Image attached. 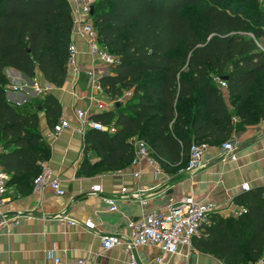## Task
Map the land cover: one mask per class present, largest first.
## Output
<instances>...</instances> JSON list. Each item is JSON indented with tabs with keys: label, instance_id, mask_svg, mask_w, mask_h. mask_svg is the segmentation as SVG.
Wrapping results in <instances>:
<instances>
[{
	"label": "trees",
	"instance_id": "16d2710c",
	"mask_svg": "<svg viewBox=\"0 0 264 264\" xmlns=\"http://www.w3.org/2000/svg\"><path fill=\"white\" fill-rule=\"evenodd\" d=\"M252 1L98 0L93 22L99 40L119 59L100 84L112 99L129 90L133 95L116 107L117 116L91 117L116 131L87 133V146L100 160L86 159L81 171L132 163L136 139L150 145L160 166L189 163L193 142L223 143L235 129L264 121V51L257 43L264 39V0L257 11L247 7ZM187 9L199 12L202 29ZM71 30L67 0H0L1 162L11 181L33 183L47 160L50 144L38 130L37 106L46 109L52 128L62 106L50 93L31 110L11 104L5 69L31 79L40 70L48 83L63 86ZM234 202L246 211L226 218L212 212L194 247L224 264H255L264 255V186L243 191Z\"/></svg>",
	"mask_w": 264,
	"mask_h": 264
},
{
	"label": "crops",
	"instance_id": "0c3cea01",
	"mask_svg": "<svg viewBox=\"0 0 264 264\" xmlns=\"http://www.w3.org/2000/svg\"><path fill=\"white\" fill-rule=\"evenodd\" d=\"M74 41L80 52L78 61L89 64L86 43L77 37ZM5 74L9 79L8 102L18 100L21 102L18 107L33 109L34 100L42 97L33 88L37 81L42 88H50L48 94L59 100L71 128L54 136L46 109L39 110L38 130L50 144L46 161L53 174L60 178L66 194L57 195L49 188L35 192L33 183L26 177L15 182L8 173V190L0 198V213L17 222L13 226L5 225L0 219V264H50L54 256L68 260L83 258L87 264H132L125 248L104 250L101 236L120 234L127 238L130 235L126 226L128 219H139L147 210L165 211L170 204L190 194L210 202L215 212L225 218L235 216L234 199L243 192L241 184L247 182L251 188L264 186V121L233 131L231 137L237 142L238 156L234 162L224 157L221 142L209 145L191 170L187 169L189 163L175 162L162 165L161 172L157 173L150 165L140 162L115 170L97 167L94 171H81L86 159L95 164L100 158L86 143L87 133L95 129H81L76 108L87 110L90 118L110 111L117 116L116 107L125 106L126 101H116L112 106L114 99L100 94L97 97L109 105V109L100 110L86 74L76 85L67 77L61 87L48 83L40 70L33 79L11 67L5 69ZM3 150L0 145V152ZM137 171L141 174L135 179L133 173ZM95 184L102 185V193H90ZM123 187L128 189L125 194L121 191ZM107 197L118 199V212L107 210ZM89 218L97 226L95 233L83 226ZM69 220H76L78 224L72 225ZM158 253L154 246L137 247L133 250L135 264H156ZM193 253L197 255L196 264H224L211 253L197 249ZM189 259L182 253L168 264H189Z\"/></svg>",
	"mask_w": 264,
	"mask_h": 264
},
{
	"label": "built area",
	"instance_id": "2783aa9c",
	"mask_svg": "<svg viewBox=\"0 0 264 264\" xmlns=\"http://www.w3.org/2000/svg\"><path fill=\"white\" fill-rule=\"evenodd\" d=\"M70 5V14L72 19L71 41L69 45V62H68V78L72 84H78L81 76L86 74L89 79L91 90L93 91V98L100 110L109 109V105L105 104L102 99L98 98L103 94V88L100 84V78L103 75L110 74L112 69L119 63L118 56L112 54L109 49L102 45L99 40L98 32L93 22L92 9L95 8L98 0H67ZM83 40L88 48V55L90 56V63L84 65L78 61L80 54L77 49L74 38ZM220 86L226 88V82L220 81ZM34 90L40 94H46L50 88L40 87L39 82L35 81L33 85ZM23 89H20L22 91ZM8 92V88L6 89ZM133 91L129 90L113 100L112 106L115 102L126 101L131 98ZM12 104L20 106L21 102L16 100ZM76 115L81 122V129H95L107 130L110 133L116 131L113 124L103 125L101 122L93 120L89 117L87 110L76 108ZM236 121V119H234ZM71 128L69 120L62 114L59 121L52 128V134L58 136L64 130ZM136 156L132 164L145 162L159 173L162 168L157 162L150 145L143 139H136L134 141ZM208 147L205 144H197L193 142L190 148L191 157L188 164V170L196 167L201 160L204 150ZM222 152L225 158L230 161H237V142L234 137L222 143ZM140 171L134 172V178L140 177ZM8 172L2 165L0 152V198H4L8 190ZM34 191L41 192L46 188L51 189L57 195H65L66 190L61 184L58 176L53 174L47 161L40 163V172L33 182ZM241 189L247 191L251 188L250 184L243 182ZM122 193H127L128 189L123 187ZM103 192L101 184H95L91 187V194H100ZM5 201V199H2ZM105 202L108 205L107 210L110 212H118V199L107 197ZM214 206L207 201L199 200L193 194L184 196L179 200L170 204L166 210L155 209L147 210L139 219H128L126 226L130 230V235L126 238L120 234H110L101 236L102 248L109 250L114 247H123L129 253L132 264H135L133 250L142 246H154L159 250L156 256V264H168L169 261L178 254H184L185 258H189L194 252V240L203 237V226L207 223L208 217L212 212H215ZM244 206L237 205V210L234 215L238 216L245 212ZM2 224L15 225L17 221L7 219L4 213H0ZM72 225L78 224L76 220H69ZM83 226L86 230L96 232L97 226L93 219L89 218ZM50 264H87V260L83 258H76L72 260L64 259L60 256H54ZM255 264H264V255Z\"/></svg>",
	"mask_w": 264,
	"mask_h": 264
},
{
	"label": "rangeland",
	"instance_id": "374dc122",
	"mask_svg": "<svg viewBox=\"0 0 264 264\" xmlns=\"http://www.w3.org/2000/svg\"><path fill=\"white\" fill-rule=\"evenodd\" d=\"M261 1L262 0H254V1H252V3L248 4L247 7L251 11H257L261 5ZM100 10H104V8H100ZM187 10H188L187 12L190 13V15L192 16L191 19H192V22L194 23V25L197 27H200L202 29L203 24L200 22L201 15L199 14V12L195 9H187ZM245 35H249V33H246ZM257 43H258L260 49H262L264 51V39H258ZM40 87H41V84H40ZM40 101H41V98L39 97L37 100H34V104H37Z\"/></svg>",
	"mask_w": 264,
	"mask_h": 264
},
{
	"label": "water",
	"instance_id": "95a60500",
	"mask_svg": "<svg viewBox=\"0 0 264 264\" xmlns=\"http://www.w3.org/2000/svg\"><path fill=\"white\" fill-rule=\"evenodd\" d=\"M92 14H94V8L92 9ZM221 79L222 80H227L228 79V76H223V77H221ZM119 104H116V106H118ZM43 109V107L41 106V105H38L37 106V110H42ZM196 261H197V255L196 254H192L191 256H190V259H189V264H196Z\"/></svg>",
	"mask_w": 264,
	"mask_h": 264
}]
</instances>
